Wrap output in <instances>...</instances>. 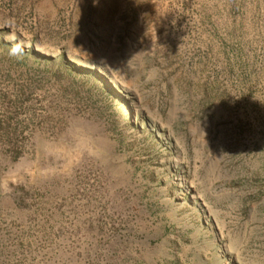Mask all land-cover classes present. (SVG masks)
I'll list each match as a JSON object with an SVG mask.
<instances>
[{"label":"rangeland","instance_id":"rangeland-1","mask_svg":"<svg viewBox=\"0 0 264 264\" xmlns=\"http://www.w3.org/2000/svg\"><path fill=\"white\" fill-rule=\"evenodd\" d=\"M0 264H264V0H0Z\"/></svg>","mask_w":264,"mask_h":264},{"label":"clouds","instance_id":"clouds-1","mask_svg":"<svg viewBox=\"0 0 264 264\" xmlns=\"http://www.w3.org/2000/svg\"><path fill=\"white\" fill-rule=\"evenodd\" d=\"M9 40L10 41H16V37L14 35H12L9 37ZM24 48H25V45L20 41L12 43V46L10 47V54L11 55H20L23 53Z\"/></svg>","mask_w":264,"mask_h":264}]
</instances>
